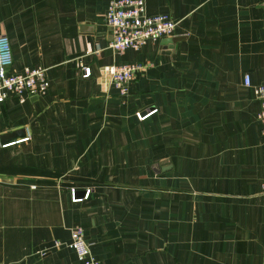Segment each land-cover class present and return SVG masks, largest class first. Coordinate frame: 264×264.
<instances>
[{"label":"crops","instance_id":"0c3cea01","mask_svg":"<svg viewBox=\"0 0 264 264\" xmlns=\"http://www.w3.org/2000/svg\"><path fill=\"white\" fill-rule=\"evenodd\" d=\"M110 1L0 0L12 69L50 81L0 103V264H85L76 226L97 264H264V134L244 84L264 82V0H146L175 35L124 52ZM129 62L148 67L124 97L105 67Z\"/></svg>","mask_w":264,"mask_h":264},{"label":"built area","instance_id":"2783aa9c","mask_svg":"<svg viewBox=\"0 0 264 264\" xmlns=\"http://www.w3.org/2000/svg\"><path fill=\"white\" fill-rule=\"evenodd\" d=\"M108 26L113 30L111 46L117 52L139 50L147 42H156L165 37L175 35L177 22L167 13L148 14L146 0H111L105 13ZM14 63L10 39L7 35H0V103L11 96L17 97L21 102L28 95H44L50 87L46 69L26 66L22 71L12 69ZM148 64L129 62L121 65H109L105 70L111 76L112 84L119 93L127 97L129 84L137 72L145 70ZM83 77L91 75V68L83 66ZM244 84L251 87L260 102L257 120L261 124L264 134V82L253 84L250 75H245ZM156 109L147 114L137 112L140 120L154 113ZM75 201L81 198H75ZM56 245H61L57 241ZM67 246L74 249L79 260L85 264H97L89 243L85 237V230L81 226L71 228V241Z\"/></svg>","mask_w":264,"mask_h":264},{"label":"water","instance_id":"95a60500","mask_svg":"<svg viewBox=\"0 0 264 264\" xmlns=\"http://www.w3.org/2000/svg\"><path fill=\"white\" fill-rule=\"evenodd\" d=\"M175 39V38H174Z\"/></svg>","mask_w":264,"mask_h":264}]
</instances>
